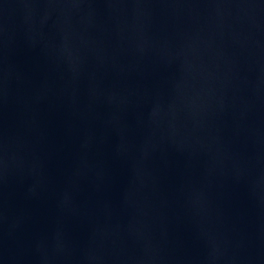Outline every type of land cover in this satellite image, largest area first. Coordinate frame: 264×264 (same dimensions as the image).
<instances>
[{"label": "water", "instance_id": "1", "mask_svg": "<svg viewBox=\"0 0 264 264\" xmlns=\"http://www.w3.org/2000/svg\"><path fill=\"white\" fill-rule=\"evenodd\" d=\"M0 264H264V0H0Z\"/></svg>", "mask_w": 264, "mask_h": 264}]
</instances>
